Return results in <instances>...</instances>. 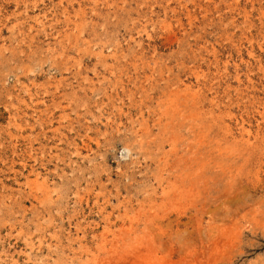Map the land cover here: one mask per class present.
<instances>
[{
    "label": "rangeland",
    "instance_id": "374dc122",
    "mask_svg": "<svg viewBox=\"0 0 264 264\" xmlns=\"http://www.w3.org/2000/svg\"><path fill=\"white\" fill-rule=\"evenodd\" d=\"M0 264H264V0H0Z\"/></svg>",
    "mask_w": 264,
    "mask_h": 264
},
{
    "label": "bare ground",
    "instance_id": "6f19581e",
    "mask_svg": "<svg viewBox=\"0 0 264 264\" xmlns=\"http://www.w3.org/2000/svg\"><path fill=\"white\" fill-rule=\"evenodd\" d=\"M39 177V176H38ZM45 185H46V183H45Z\"/></svg>",
    "mask_w": 264,
    "mask_h": 264
}]
</instances>
